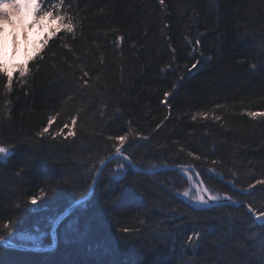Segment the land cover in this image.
Listing matches in <instances>:
<instances>
[{
    "label": "trees",
    "instance_id": "1",
    "mask_svg": "<svg viewBox=\"0 0 264 264\" xmlns=\"http://www.w3.org/2000/svg\"><path fill=\"white\" fill-rule=\"evenodd\" d=\"M61 11L75 33L37 20L48 44L11 89L0 73V147L12 152L0 157V240L50 245L116 147L140 169L192 166L210 194L264 212V116L248 115L264 113V0H64ZM198 190L188 170L146 174L116 158L53 249L0 246V264H264V223L200 205Z\"/></svg>",
    "mask_w": 264,
    "mask_h": 264
},
{
    "label": "snow or ice",
    "instance_id": "2",
    "mask_svg": "<svg viewBox=\"0 0 264 264\" xmlns=\"http://www.w3.org/2000/svg\"><path fill=\"white\" fill-rule=\"evenodd\" d=\"M54 3V0H52ZM8 3L13 7L14 9L19 10L21 7L25 9H31L32 16L34 22L37 20H43L45 17L48 18L49 22L55 21L56 22V28L50 30L51 35H55V33L61 29L68 33H75L76 25L72 22V17L68 16L67 14L62 13V9L64 8V0H59V3H54V6H48L43 7L42 5L49 3V0H0V5ZM161 3H163V0H161ZM0 19H7V14L0 12ZM48 44V37H46L44 40L41 41L42 49L43 47ZM195 66V65H194ZM19 74L21 77L23 76L24 72L26 71L25 67H21L19 70ZM0 73H3L7 78V84L6 87L8 89H11L12 82H13V75L8 72L7 69L0 66ZM169 96V93H164V100L166 101ZM249 116L255 118L257 115L264 116V113H254L249 112ZM193 119H196V116H193ZM76 120L73 118L72 124L75 125ZM52 125V120L49 119L48 126L44 127L40 133L41 136L44 135V133L49 132V128ZM65 127H68L65 125ZM74 133L69 129L68 135H73ZM121 144L127 139L126 136H120L117 138ZM116 153L119 155L121 153V148L116 147ZM12 152L6 148V147H0V157H8L11 156ZM125 160H127V156L124 157ZM257 184L264 185V180H257ZM249 187H255V185H249ZM188 193H185L187 195ZM207 195V199L209 201H215L217 200V197L215 195L210 194L207 190L204 192H200L198 190V196L197 199L200 200L202 203H206L203 200V196ZM35 199H33V203H35ZM249 212H253L252 208H249ZM253 215H256V213H253ZM258 220H264V212H261V214L257 217ZM56 223H59V219H57ZM30 239L34 240L36 243L39 242V237H30Z\"/></svg>",
    "mask_w": 264,
    "mask_h": 264
},
{
    "label": "water",
    "instance_id": "3",
    "mask_svg": "<svg viewBox=\"0 0 264 264\" xmlns=\"http://www.w3.org/2000/svg\"><path fill=\"white\" fill-rule=\"evenodd\" d=\"M126 155L124 154H114V155H110L108 158H106L100 165L98 171L96 172L95 176H94V179L92 181V184L87 192V194L82 197L81 199L75 201L74 203H72L57 219H59V222L64 219L66 217V215L69 213L70 210H72L74 207H76L77 205H79L80 203L86 201L92 194V191H93V188H94V185L96 183V180H97V177L99 176L100 172L102 171V169L105 167V165L107 163H109L110 161L116 159V158H122L124 159ZM128 158V157H127ZM124 161L126 162V164L134 171H139V172H142V173H146V174H155L156 172L158 171H161V170H178V169H181V170H188L190 171L194 178L196 179V182H197V185L199 187V190L200 192H204L206 189L203 181L201 180L200 176L198 175V173L194 170V168L192 166H183V165H178V166H163V167H158V168H155V169H152V170H146V169H140L138 167H136L131 161L130 159L128 158L127 160L124 159ZM204 199L207 201V203L209 204H218V203H228V204H231L235 207H243L248 215L250 217H252L254 219V221L258 224H262L264 223L263 220H258L257 217L260 215L258 212L254 211L253 212H249V208H251L247 203H242V202H236L234 200H232L231 198L229 197H222V198H217V200L215 201H209L207 199V195H204L203 196ZM253 213H256V215H253ZM56 219V221H57ZM56 221L54 222L52 228H51V232H50V235H51V238H52V242L50 245H47V246H37V247H33V246H26V245H19V244H15V243H12L8 240H0V246H3V247H6V248H11V249H15V250H20V251H30V252H45V251H49L51 249L54 248L56 242H55V229L58 225V223H56Z\"/></svg>",
    "mask_w": 264,
    "mask_h": 264
},
{
    "label": "rangeland",
    "instance_id": "4",
    "mask_svg": "<svg viewBox=\"0 0 264 264\" xmlns=\"http://www.w3.org/2000/svg\"><path fill=\"white\" fill-rule=\"evenodd\" d=\"M6 4V3H5ZM26 31L20 33L16 37L15 46L11 47L10 37L0 29V66L7 69L9 73L18 72L25 64L27 58L40 47V28H38V21L33 20L31 9H28V16L26 17ZM3 158V157H1ZM197 194L194 193V195ZM197 202L202 203L197 199ZM203 200L207 202L204 197ZM204 203L200 204L203 205ZM209 204V203H208ZM261 214V213H259ZM264 221V220H263Z\"/></svg>",
    "mask_w": 264,
    "mask_h": 264
},
{
    "label": "bare ground",
    "instance_id": "5",
    "mask_svg": "<svg viewBox=\"0 0 264 264\" xmlns=\"http://www.w3.org/2000/svg\"><path fill=\"white\" fill-rule=\"evenodd\" d=\"M0 12L7 14V19H0V29H3L11 39V47L15 46L16 37L26 31V17L28 9L21 7L19 10L11 7L10 4L0 5Z\"/></svg>",
    "mask_w": 264,
    "mask_h": 264
}]
</instances>
